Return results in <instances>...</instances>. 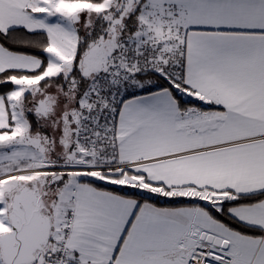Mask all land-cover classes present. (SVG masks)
Masks as SVG:
<instances>
[{"label": "snow or ice", "instance_id": "1", "mask_svg": "<svg viewBox=\"0 0 264 264\" xmlns=\"http://www.w3.org/2000/svg\"><path fill=\"white\" fill-rule=\"evenodd\" d=\"M0 264H264V0H0Z\"/></svg>", "mask_w": 264, "mask_h": 264}]
</instances>
